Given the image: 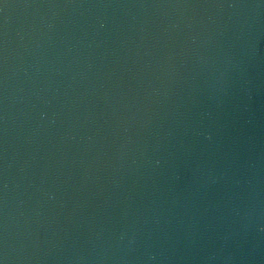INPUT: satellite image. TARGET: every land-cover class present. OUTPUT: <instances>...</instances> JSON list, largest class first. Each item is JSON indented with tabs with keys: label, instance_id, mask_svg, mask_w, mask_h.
I'll list each match as a JSON object with an SVG mask.
<instances>
[{
	"label": "water",
	"instance_id": "water-1",
	"mask_svg": "<svg viewBox=\"0 0 264 264\" xmlns=\"http://www.w3.org/2000/svg\"><path fill=\"white\" fill-rule=\"evenodd\" d=\"M0 264H264V0H0Z\"/></svg>",
	"mask_w": 264,
	"mask_h": 264
}]
</instances>
